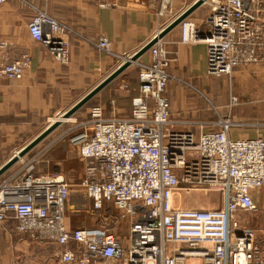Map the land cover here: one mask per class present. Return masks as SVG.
<instances>
[{
    "label": "built area",
    "instance_id": "1",
    "mask_svg": "<svg viewBox=\"0 0 264 264\" xmlns=\"http://www.w3.org/2000/svg\"><path fill=\"white\" fill-rule=\"evenodd\" d=\"M158 1L159 16L171 11L173 0ZM204 4L209 11L203 23L185 20L181 37L206 44L207 75L219 78L264 63V0ZM28 29L60 64L70 63L76 34L70 26L36 9ZM91 43L118 55L106 36ZM7 46L0 42V55ZM149 54L146 63L138 59V95L130 115L106 117L95 105L82 132L71 136L86 162L79 182L59 168L39 170L42 154L28 153L0 181V223L14 220L17 233L59 246L61 264H264L256 233L238 217L258 210L252 191L264 187V138H232L229 118L172 120L168 50L159 40ZM30 63L29 53L0 62V79H22ZM238 103L232 97L231 104ZM191 126L200 129L198 136ZM175 190L218 191L224 203L215 209L174 207ZM106 202L131 220L126 244L100 226L68 229V214L99 212Z\"/></svg>",
    "mask_w": 264,
    "mask_h": 264
},
{
    "label": "crops",
    "instance_id": "2",
    "mask_svg": "<svg viewBox=\"0 0 264 264\" xmlns=\"http://www.w3.org/2000/svg\"><path fill=\"white\" fill-rule=\"evenodd\" d=\"M153 1L5 0L1 3L0 42L6 41L8 46L0 55V62H12L22 54L29 53L31 63L22 79H0V137L8 131H12V134L16 132L13 123L8 126L7 115L22 119V112H39L52 108L54 102L64 97L70 89L86 90L85 95L117 68L113 55L99 50L91 41L103 35L110 39L116 54H134L151 40L163 26ZM105 3L109 6H104ZM193 3V0H173V5L179 7L181 13ZM41 8L76 32L71 38V60L68 65L60 64L45 46L34 41L29 33L28 24L36 9ZM196 11L192 15H195ZM204 16H192L190 20L201 25ZM161 42L171 59L169 72L195 80L200 86L206 87V90L211 89L205 84L207 46L204 42H183L179 26L167 33ZM149 56L147 52L140 60L145 58V61H148ZM235 72V77L230 81L232 87L229 92L219 86L212 91L208 90L215 102L214 109L203 111L198 107L194 115L209 122L229 118L232 123L229 133L235 139L258 136L264 138V63L242 66ZM225 84H229V81ZM138 87L137 81L132 102L138 95ZM217 91L221 92L223 97L218 96ZM228 93L239 96L240 102L231 106ZM167 94L172 95V91L168 90ZM112 116H117L116 112ZM61 119L62 115L59 120ZM218 127L209 126L207 130ZM188 129L195 131L196 128L191 126ZM3 145L5 143L0 140V149H3ZM83 174L81 172L78 176L76 173L69 175L72 180H79ZM5 176L3 174L0 181L5 179ZM252 196L258 210L241 212L238 217L242 224L254 230L264 249V187L253 190ZM116 212L115 206L106 202L97 215L90 219L94 221L95 226L115 234L126 244L131 220L129 217H120ZM70 215L66 219L68 229L82 226L81 215L79 218ZM15 225L14 220L0 223V264H61L59 246L39 243L19 234Z\"/></svg>",
    "mask_w": 264,
    "mask_h": 264
},
{
    "label": "rangeland",
    "instance_id": "3",
    "mask_svg": "<svg viewBox=\"0 0 264 264\" xmlns=\"http://www.w3.org/2000/svg\"><path fill=\"white\" fill-rule=\"evenodd\" d=\"M153 2L156 5V11H158L159 1L154 0ZM39 10L49 14L44 8ZM208 11L209 5L203 4L197 9L196 14L191 15L187 20H189L192 16H206ZM180 13L181 9L173 5L170 12L159 17L160 24L163 25L160 29L162 30L164 27H166ZM178 26L182 36L183 25L180 24ZM129 55L132 54H118L117 56H113L115 59V68L122 64L124 59ZM141 60L146 63L151 60V56H149L148 61H145V58ZM137 61L118 77H116L109 85L102 89L86 105L80 108L70 119L62 120L63 123L29 153L28 157H31L37 153L42 154L43 162L38 165L39 170L52 171L53 169L59 168V170L65 173L68 179H70L72 182H79L80 179L72 180L70 175L76 173L78 176L81 172L83 174L86 162L81 159L77 147L71 144L70 138L71 136L82 132L83 123L90 119L89 111L95 105H101L104 107L106 117L112 116L115 112L118 117H127V115H129L132 98L136 92L135 90L137 89L138 73L140 69V61H138V63ZM235 71L232 73V75H225L217 78L207 75L206 70L205 84L209 85L211 88H207V90L206 87L204 88L200 86L195 80L190 78H182L170 71L173 78L169 83L167 92L168 90L172 91V95L169 96L171 111L172 108L174 111L171 113L172 120L178 122H208L206 120L196 118V115H194L195 112L197 111L198 107L202 108L203 111L214 109L215 102L213 101V97L209 94L208 90L212 91L213 89L218 88L216 86H219L220 89H226V91L229 92L230 88L232 87V83H230V81L235 77ZM226 81H229V84H225ZM235 88L237 89V87ZM84 91L86 90H67V93L64 95V97H61L58 101L54 102L52 108L41 110L39 112H22V119L18 118L17 116L7 115L6 120L8 122V126L12 125L13 123L16 128L14 131L16 132L12 134V131H8L6 134L0 137V140L5 143V145H3V149H0V166L3 165L10 157H12V155H14L19 149H21L39 133H41L49 124L58 120L65 111L73 106L84 95ZM221 94V92H218V96L223 97ZM228 96L230 102L232 97H237L240 102L239 96L233 93H228ZM233 105L231 104V106ZM179 127L184 128V125L180 124ZM207 129H209V126L205 128V130ZM19 130H21V132H19ZM197 130L198 132H196ZM195 132L196 134H199L200 129L196 128ZM47 161L49 163H47ZM17 165L18 164H15L14 167H11L5 174L14 168L16 169ZM223 203V195L218 191L205 192L202 190H175L173 192V205L174 207L178 208L215 209L220 208ZM97 213L98 211L90 213L79 212L70 213L75 215L68 214V216L70 215L71 217L79 218L81 215L82 226L79 227H93L95 226L94 221L90 218H94ZM101 262L102 264H119L111 260H102Z\"/></svg>",
    "mask_w": 264,
    "mask_h": 264
},
{
    "label": "water",
    "instance_id": "4",
    "mask_svg": "<svg viewBox=\"0 0 264 264\" xmlns=\"http://www.w3.org/2000/svg\"><path fill=\"white\" fill-rule=\"evenodd\" d=\"M207 0H197L184 12L179 14L175 19H173L166 27H164L160 32H158L151 40H149L144 46H142L138 51L132 54L127 60L120 64L109 76H107L102 82L97 86L92 88L87 94H85L80 100H78L73 106H71L62 115L64 119H70L80 108L86 105L92 98H94L102 89L109 85L116 77L123 73L127 68H129L134 62L140 59L144 54H146L150 48L161 40L167 33L172 29L182 24L187 20L192 13H194L199 7H201ZM62 120H56L49 124L41 133H39L35 138H33L29 143L19 149L12 157H10L3 165L0 166V177L5 174L12 166H14L20 158L26 156L30 153L40 142H42L46 137H48L53 131H55L61 124Z\"/></svg>",
    "mask_w": 264,
    "mask_h": 264
},
{
    "label": "bare ground",
    "instance_id": "5",
    "mask_svg": "<svg viewBox=\"0 0 264 264\" xmlns=\"http://www.w3.org/2000/svg\"><path fill=\"white\" fill-rule=\"evenodd\" d=\"M187 28H188V30H191L192 27H191V25H188ZM62 119H64V118H63V115H62ZM62 119H61V120H62Z\"/></svg>",
    "mask_w": 264,
    "mask_h": 264
}]
</instances>
